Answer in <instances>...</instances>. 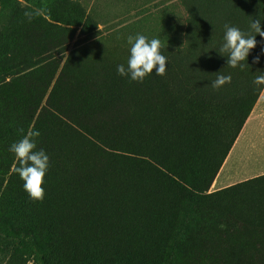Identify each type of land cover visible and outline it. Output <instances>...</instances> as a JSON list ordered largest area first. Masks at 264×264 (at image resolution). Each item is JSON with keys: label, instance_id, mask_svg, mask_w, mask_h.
<instances>
[{"label": "rangeland", "instance_id": "obj_1", "mask_svg": "<svg viewBox=\"0 0 264 264\" xmlns=\"http://www.w3.org/2000/svg\"><path fill=\"white\" fill-rule=\"evenodd\" d=\"M20 1L29 8L38 2L41 10L52 11L60 22L57 27L38 25L23 15L16 25L18 46L14 55L18 66L12 68L8 37L3 33L8 22L0 20V212L3 218L15 226L31 225L46 253L58 264L83 257L102 261L118 258L135 264L140 261L264 264V225L252 226L236 219L230 210L231 195H208L209 190L195 193L194 211L183 216L178 191L175 193L164 181L150 179L145 165L138 161L137 141L143 143L145 139L137 124L138 113H131L120 122L128 125L127 130L120 124L113 130L110 137L113 150L105 149L101 143L103 133L96 137L100 139L97 142L80 134L78 129L83 120L96 126L97 118L93 122L91 116L110 105H127L140 90L139 82L117 72L118 65L128 66L129 36L139 33L149 39L158 38L164 49L183 45L187 24L183 0ZM239 5L232 8L235 11L230 12V17L223 15L224 8H218L216 23L250 33L251 20L258 16L264 21V0H241ZM5 8L6 0H0V13ZM55 10L59 11L57 15ZM85 18L88 21L83 25ZM64 27H69V31ZM256 40L257 46L244 62L249 65L244 70L228 66L227 54L222 56L217 45L204 51L199 49L206 63L199 72L190 70L191 74L201 75L205 83L210 77L214 81L218 72L232 77L230 84L215 90L213 102L200 105L193 102L188 106L158 83L155 72L145 78L147 107L150 106L152 118L167 124L163 129L155 126L151 131L161 139L163 150L170 152L178 137L189 131L190 137L200 142L197 159L200 162L210 159L217 137L230 135L225 129L232 119L238 83L254 75L257 68L264 72V38L257 35ZM37 45H40L38 49ZM47 50L61 61L57 71L68 59L66 70L77 76L69 88L64 82L58 85L51 105L71 115L74 120L70 127L69 121L56 116L52 109L42 111L54 79L40 99L43 83L54 73L56 65L40 62L26 68L22 63L29 54ZM258 55L260 62L253 63ZM93 73L103 76L94 83L78 82V76ZM99 92L106 98H101ZM131 102L135 108L136 103ZM92 111L96 112L90 114ZM262 113L263 107L258 104L251 116L253 128L243 134L241 128L237 135L242 134L241 141L230 155L233 145L221 167V172L225 170L231 180L237 179L234 183L264 171ZM19 128L25 133L38 130L41 135L37 138V148L50 158L42 202L29 197L24 181L13 171L18 161L9 147L22 138L17 132ZM11 254V243L0 236V264H20Z\"/></svg>", "mask_w": 264, "mask_h": 264}, {"label": "trees", "instance_id": "obj_2", "mask_svg": "<svg viewBox=\"0 0 264 264\" xmlns=\"http://www.w3.org/2000/svg\"><path fill=\"white\" fill-rule=\"evenodd\" d=\"M241 0H183V5L187 13L185 41L182 46H177L175 49H161V54L167 57V71L164 76H157L158 83L173 95H178L184 104L190 106V103L197 102L207 104L216 100V91L212 89V81L214 78H209L208 83L201 78L199 74H191L190 70L196 69L200 71V67L206 63L205 56L198 53L199 49L207 50L209 47L217 45L222 46L224 42V32L226 24H217L216 20L219 17L218 8H224L223 15L228 17L234 13L232 8H238ZM31 8L23 6L20 0H6V8L0 13V20L4 19L8 23L4 27V32L8 37L9 50L12 55L10 62L12 68L17 67L16 55L14 51L18 46L16 25L26 11L33 13L31 19L35 24L48 25L57 27L60 21L56 20L51 14L52 11L47 9L41 10L38 2L33 3ZM45 8V6H43ZM54 10V9H53ZM233 10V11H232ZM232 11V12H231ZM57 15L58 10L54 11ZM218 12V13H217ZM231 12V14H230ZM38 13V14H37ZM84 19V23L86 22ZM88 21V20H87ZM65 31H69V27H64ZM217 36H215V34ZM36 34V32H35ZM2 35L0 29V36ZM1 38V37H0ZM216 38L218 41H216ZM21 45V44H20ZM37 49L40 45L36 46ZM264 48V45L262 44ZM49 50L37 53H31L25 57L22 63L26 68L36 65L40 62L56 65L54 73L48 75L43 83L41 98L44 97L47 88L54 79V83L47 95L45 105L42 111L52 109L56 116L63 117L69 121L68 127L73 123V118L69 113L63 114L58 109L51 107L54 100V93L61 82H64L69 88L75 84L74 75H70L66 66L70 60L65 59L63 66L59 71L58 67L60 60L55 54ZM261 64V63H260ZM261 67L257 68L256 73L238 83L236 89L235 108L232 112V119L229 121L226 132L230 131V135L224 134L217 137V142L214 144L215 149L212 151L210 159L200 162L197 156L200 151V142L192 139L187 131L182 137H178V141L174 143L171 151H165L161 147V139L153 136L151 131L155 126H161L162 129L167 126L165 121H159L152 118L151 112L147 105L149 98L147 97L146 80L140 84V90L127 102V105L108 106L105 111L99 112L97 115L91 116V121L95 122L96 126L89 121H81L78 129L80 134L86 137H93L99 142V133H103V141L101 143L105 149L113 150L110 139L113 130L118 128L120 122L129 117L131 113H138L136 116L137 124L143 131L145 139L142 142L138 139V161L145 165L151 175V180L164 181L171 190L179 193V199L183 203L182 215L186 216L193 210L194 204L197 202L195 193L204 194L209 190V187L222 167L226 157L235 143L238 133L243 129L245 121L249 118V114L253 109L264 85L257 86L253 83L256 76L264 74L261 72ZM155 72V69L153 70ZM16 73H13L15 75ZM103 76L101 73H93L91 75H80L77 80L82 84L94 83ZM101 98H106L104 93L99 92ZM104 100V99H101ZM136 103L131 106L130 103ZM130 102V103H129ZM96 111L90 112V114ZM89 114V115H90ZM195 117V114L193 115ZM248 117V118H247ZM119 123H118V122ZM245 122V123H244ZM244 124V125H243ZM127 130L128 125L120 124ZM243 126V127H242ZM105 128V129H104ZM109 128V129H108ZM242 128V129H241ZM76 130V129H75ZM77 131V130H76ZM157 133V132H156ZM229 134V133H228ZM227 136V137H226ZM89 140V138H88ZM160 143V144H159ZM208 195L229 194L233 199V208L230 209L231 214L239 221L255 226L264 225V174L254 176L252 178L234 183L222 189L207 193ZM172 199V197H170ZM169 198V201L171 199ZM0 236L6 238L12 245L11 258L19 260L20 264H26L31 261L32 264H58L53 261L46 253L44 245L38 241V237L31 225L15 226L8 220H5L0 212ZM59 264H135L131 261H122L118 258L108 260H98L91 257L72 258ZM136 264H145L138 262ZM164 264H171L169 261Z\"/></svg>", "mask_w": 264, "mask_h": 264}, {"label": "clouds", "instance_id": "obj_3", "mask_svg": "<svg viewBox=\"0 0 264 264\" xmlns=\"http://www.w3.org/2000/svg\"><path fill=\"white\" fill-rule=\"evenodd\" d=\"M38 14V13H37ZM26 17L31 20L33 13L26 11ZM262 21L258 16L250 21L251 32H243L239 28L225 25L224 43L219 49L222 56L227 54V65L231 68L239 67L244 70L249 66L247 61L250 51L257 46L256 36L264 38V29H262ZM254 33V34H252ZM130 47V56L128 66L125 68L123 64L117 66V72L122 77H129L131 81L142 83L144 79L153 73L157 76L166 75L167 57L161 54V49L165 45L158 38L149 39L143 34H136L128 37ZM264 54V50H262ZM260 56L254 58L253 63H259ZM232 81L231 75L219 74L212 81V88L219 90L226 84ZM253 83L257 86L264 85V74L254 78ZM21 134V139L13 142L9 151L14 153L18 161V166H15L13 171L17 173L21 180L24 181V190L29 197L35 201H43L45 198V176L50 167V158L43 149L37 148V138L41 133L38 130H28L25 133L23 128L17 129Z\"/></svg>", "mask_w": 264, "mask_h": 264}, {"label": "crops", "instance_id": "obj_4", "mask_svg": "<svg viewBox=\"0 0 264 264\" xmlns=\"http://www.w3.org/2000/svg\"><path fill=\"white\" fill-rule=\"evenodd\" d=\"M258 104H259L260 107H263V113L261 115V123L264 124V86H263V89H262V91H261V93H260V95H259V97H258V99H257V101L255 103V105L253 106V109L251 110V113L249 114L250 116H248L249 118L247 117L248 119H247V121H246V123H245V125L243 127L242 134L245 131L253 128V125H252V117L251 116H252V113H253L254 109H256V107L258 106ZM241 135L236 140V142L234 144V147H233L232 152L230 153V155L233 153L234 149L237 148V145L241 141ZM260 174H264V171L261 172V173L255 174L253 176H249L247 179L252 178L254 176H257V175H260ZM231 178L232 177L230 175L226 174V171L225 170H223L221 172V168H220L219 171H218V173L216 174L215 178L213 179L210 187H209V191L210 192H213V191L222 189L224 187H227L229 185H232V183L236 182L237 179L231 180Z\"/></svg>", "mask_w": 264, "mask_h": 264}]
</instances>
